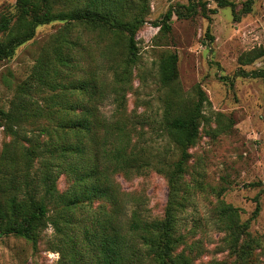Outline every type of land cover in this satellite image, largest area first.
Masks as SVG:
<instances>
[{"label": "trees", "instance_id": "1", "mask_svg": "<svg viewBox=\"0 0 264 264\" xmlns=\"http://www.w3.org/2000/svg\"><path fill=\"white\" fill-rule=\"evenodd\" d=\"M215 1V9L203 0L171 7L154 25L168 34L174 17L211 20L226 8L235 21L241 19L234 3ZM256 1L245 2L242 16ZM18 5L17 17H0V61L33 40L38 27L63 26L17 86L9 109H0V128L11 138L0 154V237L36 245L53 225L68 251L61 264H195L202 241L189 242L193 232L184 233L180 216L201 188L187 175L207 99L201 91L198 101L184 95L179 58L170 53L158 71L165 98L154 130L161 138H146L138 126L153 122L130 117L125 108L148 0H18ZM85 37L93 38L95 47L87 48ZM261 57L264 49L255 50L241 66ZM235 77L264 79V70L239 68ZM111 98L117 110L108 118L102 108ZM158 140L165 146L156 147ZM149 170L168 181L162 219H152L145 198L124 192L116 180ZM62 177L68 183L63 191ZM214 226L234 258L214 264H255L256 251H264V234L253 236L239 209L220 201Z\"/></svg>", "mask_w": 264, "mask_h": 264}, {"label": "rangeland", "instance_id": "2", "mask_svg": "<svg viewBox=\"0 0 264 264\" xmlns=\"http://www.w3.org/2000/svg\"><path fill=\"white\" fill-rule=\"evenodd\" d=\"M209 9L217 8L215 0H203ZM235 4L241 19L235 21L231 8L219 9L211 20L198 15L192 19L174 17L172 31L160 32V22L171 7L188 5L189 0H148L149 14L137 35L138 62L132 69L125 92L128 116L149 123L139 125L146 138H161L158 124L162 120L165 91L159 81L162 57L173 53L179 58V81L183 93L198 101L203 92L200 139L191 149L187 180L201 183L193 196V204L180 216L189 242L201 239V258L195 264L232 263L223 243V236L214 226L220 201L240 210L242 221H250L253 236L264 234V79L235 77L239 68L246 71L264 70V57L241 66L248 54L264 49V0L253 5L250 14L242 16L248 0H229ZM18 0H0V17H17ZM55 22L38 27L36 36L19 47L15 55L0 61V109L8 110L17 86L31 74L43 50L62 28ZM2 34L0 39H2ZM82 43L95 47V40L85 37ZM242 60V61H241ZM111 118L117 110L113 98L103 106ZM155 122V123H154ZM11 140L0 128V154ZM156 147L165 146L158 140ZM124 192L143 196L148 215L162 219L169 200L167 179L154 170L126 179L117 176ZM68 186L66 178L59 189ZM259 209L255 215L256 209ZM53 225L40 233L36 245L15 236L0 237V264H61L67 258V247ZM255 264H264V251L258 250Z\"/></svg>", "mask_w": 264, "mask_h": 264}]
</instances>
